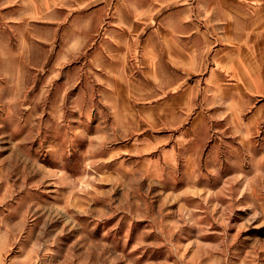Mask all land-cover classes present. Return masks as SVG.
<instances>
[{
  "label": "rangeland",
  "instance_id": "1",
  "mask_svg": "<svg viewBox=\"0 0 264 264\" xmlns=\"http://www.w3.org/2000/svg\"><path fill=\"white\" fill-rule=\"evenodd\" d=\"M43 1L0 0V264H264V96L170 98L163 0Z\"/></svg>",
  "mask_w": 264,
  "mask_h": 264
},
{
  "label": "crops",
  "instance_id": "2",
  "mask_svg": "<svg viewBox=\"0 0 264 264\" xmlns=\"http://www.w3.org/2000/svg\"><path fill=\"white\" fill-rule=\"evenodd\" d=\"M161 3L164 11L154 19L163 20V43L159 47L147 39L144 50L154 53V61H162V69L154 66L153 74L163 77L170 98L187 99L193 88L204 84L202 90L226 101L233 115L237 101L255 107L254 100L264 96V0L153 4ZM157 27L152 29L158 32Z\"/></svg>",
  "mask_w": 264,
  "mask_h": 264
}]
</instances>
